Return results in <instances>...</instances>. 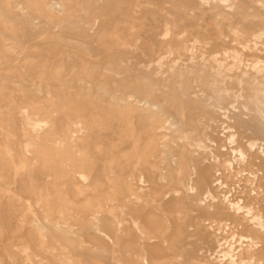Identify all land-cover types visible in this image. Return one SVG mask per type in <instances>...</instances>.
<instances>
[{"label": "rangeland", "instance_id": "374dc122", "mask_svg": "<svg viewBox=\"0 0 264 264\" xmlns=\"http://www.w3.org/2000/svg\"><path fill=\"white\" fill-rule=\"evenodd\" d=\"M54 1L0 0V264H264V0Z\"/></svg>", "mask_w": 264, "mask_h": 264}, {"label": "bare ground", "instance_id": "6f19581e", "mask_svg": "<svg viewBox=\"0 0 264 264\" xmlns=\"http://www.w3.org/2000/svg\"><path fill=\"white\" fill-rule=\"evenodd\" d=\"M61 2V1H60ZM49 3H50V5L52 6V7H54L55 6V8H56V5H58V2H55L54 0H49ZM57 9V8H56ZM175 66V65H174ZM174 68V67H173ZM227 70V69H226ZM176 71V70H175ZM177 73V72H176ZM175 73V74H176ZM254 109H255V112L257 113V114H259V116L262 118V120H263V118H264V116H263V111H264V99L263 98H257L256 99V102L254 103ZM25 126V125H24ZM24 168V167H23Z\"/></svg>", "mask_w": 264, "mask_h": 264}]
</instances>
